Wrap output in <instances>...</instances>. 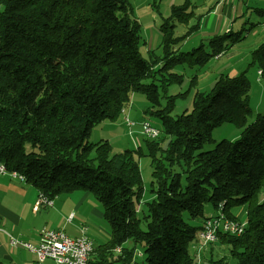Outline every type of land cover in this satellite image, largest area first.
<instances>
[{"label":"trees","instance_id":"16d2710c","mask_svg":"<svg viewBox=\"0 0 264 264\" xmlns=\"http://www.w3.org/2000/svg\"><path fill=\"white\" fill-rule=\"evenodd\" d=\"M186 5L172 6L160 25L158 62L139 52L141 25L130 0H0V162L49 198L83 190L101 204L109 236L94 244L88 264H196L189 249L204 221L219 211L237 219L236 205L246 207L245 229L219 233L217 243L229 245L238 264H264V113L248 124L245 71L222 76L212 92L197 91L191 110L176 118L170 96L162 107L158 85L143 82L158 63L166 72L187 56L203 64L238 40L228 44V31L210 38L209 52L175 49L170 21L187 23ZM251 55L264 76V43ZM168 75L164 87L180 79ZM136 92L160 125L157 137L142 135L145 154L140 145L111 154L106 140L90 142L93 126L116 120ZM225 121L242 128L239 138L200 150ZM141 156L152 168L146 200Z\"/></svg>","mask_w":264,"mask_h":264},{"label":"rangeland","instance_id":"374dc122","mask_svg":"<svg viewBox=\"0 0 264 264\" xmlns=\"http://www.w3.org/2000/svg\"><path fill=\"white\" fill-rule=\"evenodd\" d=\"M218 1L130 0L133 6V15L141 25L138 49L141 56L145 59L153 58L159 62L160 57L163 56L162 39L164 38L160 25L172 13V6H180L183 3L187 4L185 11L191 12L193 15L187 23H180L177 18H172L170 21L174 25L172 39L174 42L178 40L175 45V49L178 51L183 53L192 52L193 49L200 46L194 52L199 54L201 48L202 51L209 52L210 38L223 35L228 31L232 32L229 39H226L228 44H230L231 37H238V40L233 39L232 46H227L226 50L219 57H217L218 55L211 56L203 64L192 62L190 61L191 56H187L182 62L168 63L166 65V72L161 69L164 65L158 63L152 70L155 71L154 76L144 79L143 82L149 84L151 81H154L158 85L159 99L162 107L167 104L168 100L166 96H170L172 99L170 115L176 118L182 112L191 110L192 101L197 91L212 92L217 87L222 76L238 75L245 71V75L249 81L248 103L251 108V116L248 118L249 124L253 122L256 114L264 113V76L260 75L261 69H259L256 63L252 62L251 55L257 46L264 43V13L260 14L255 11L256 8L264 9V0H220V7L217 8L216 4ZM223 6L226 12L222 13ZM231 6L232 12L229 16ZM210 11L213 12L215 17L213 18V24L209 27L204 25L205 20H200V18L201 14ZM197 17H199V20H197ZM217 18H219V22L215 24ZM197 23L200 26L199 29L190 31L187 36L182 37L188 29ZM168 72L180 75V79L172 81L164 87L162 85V78L166 77L168 80ZM167 80L166 82H169ZM147 107L148 101L142 93L136 92L132 94L131 100L124 110L126 114L121 113L116 120L105 119L94 125L89 135V141L95 143L106 140L110 146V153L114 154L122 153L126 149L136 148L132 141L133 138L137 145L142 147L141 149L145 154L146 148L143 146L141 121L144 119L152 126L160 128L158 120L154 116L145 113ZM124 115L135 123L131 130L125 124ZM241 130L242 128L235 126L233 122L225 121L213 128L210 141L205 142L200 150L211 149L215 142L222 139L236 140L239 138ZM26 147L29 148L28 145ZM139 168L144 187L143 198L146 200L151 195L149 193L152 171L150 158L141 156L139 158ZM259 200H264V188L259 193ZM99 208L103 212L100 203ZM138 209L140 210V206ZM210 210L211 206L207 204L205 212L208 213ZM231 211L234 212L238 221H246V207L244 205L233 206ZM191 223L197 225L198 221H191ZM93 224H101L109 230V226L103 217H96ZM141 226L145 228L144 224ZM200 245V242L197 240L189 249L190 254L194 257V263L212 264V261L223 258L226 264H238L236 259L230 254L229 245L218 244L217 249L212 255L210 253L212 245L208 244L201 247ZM194 249L196 250L195 253ZM204 251L206 252L205 254H203Z\"/></svg>","mask_w":264,"mask_h":264},{"label":"crops","instance_id":"0c3cea01","mask_svg":"<svg viewBox=\"0 0 264 264\" xmlns=\"http://www.w3.org/2000/svg\"><path fill=\"white\" fill-rule=\"evenodd\" d=\"M220 2H217V8L220 7ZM223 12H226L224 6ZM231 12L232 6L229 16ZM214 17L213 12H205L201 14L200 20H205L204 25L210 27ZM218 22L219 18L215 20V24ZM199 28L200 26L197 29ZM132 141L136 147V141L133 138ZM39 194L40 191L26 180L20 181L8 174H0V264H56L50 258L40 262L34 253L24 247L11 246L8 234L36 244L43 229L64 227L68 232L77 234L81 228L86 227L87 235L93 239L95 245L108 238L107 228L101 224H93L96 217H103V213L99 202L90 192L74 190L58 194L50 198L51 205L40 204L35 208ZM232 214L235 215L234 212ZM218 244L210 250L211 255ZM195 251L194 249V253ZM205 253L204 251L203 254Z\"/></svg>","mask_w":264,"mask_h":264},{"label":"built area","instance_id":"2783aa9c","mask_svg":"<svg viewBox=\"0 0 264 264\" xmlns=\"http://www.w3.org/2000/svg\"><path fill=\"white\" fill-rule=\"evenodd\" d=\"M124 119L126 126L131 130L135 123L129 120L126 115ZM140 124L142 128L141 135L148 138H155L159 135V128L152 126L148 121L143 119ZM0 174H8L12 178L25 181V177L22 174L8 170L1 162ZM51 203V199L40 192L35 203V208L40 204L51 205ZM234 225L240 226V234L245 229V227H242V222L237 219H234ZM86 229V227L81 228L77 234L68 232L64 227L43 229L39 234V241L36 244L20 240L10 234H8V238L11 246L19 245L24 247L34 253L40 262L46 258H50L56 264H85L84 253L87 249L94 246V241L87 235ZM219 233L239 235L232 234L231 225H227L223 221H216L215 214H212L204 221L203 227L198 233L200 247L216 244L219 239Z\"/></svg>","mask_w":264,"mask_h":264},{"label":"bare ground","instance_id":"6f19581e","mask_svg":"<svg viewBox=\"0 0 264 264\" xmlns=\"http://www.w3.org/2000/svg\"><path fill=\"white\" fill-rule=\"evenodd\" d=\"M260 73V72H259ZM125 109L122 110V113H124ZM216 221H223L227 225H231V233L232 234H240V226L239 225H234V219L227 218L222 212H218L215 214ZM246 226V221L242 222V227ZM93 248L87 249V251L84 253V261L85 264H88V260L90 257V253Z\"/></svg>","mask_w":264,"mask_h":264}]
</instances>
